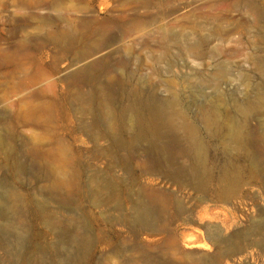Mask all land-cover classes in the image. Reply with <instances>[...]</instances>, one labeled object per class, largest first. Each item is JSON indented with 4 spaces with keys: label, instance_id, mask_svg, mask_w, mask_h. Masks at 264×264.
I'll list each match as a JSON object with an SVG mask.
<instances>
[{
    "label": "rangeland",
    "instance_id": "1",
    "mask_svg": "<svg viewBox=\"0 0 264 264\" xmlns=\"http://www.w3.org/2000/svg\"><path fill=\"white\" fill-rule=\"evenodd\" d=\"M235 1L0 0V264H145L142 254L159 244L134 217L147 189L169 196L167 214L174 200L192 213L191 220L171 225L179 242L181 232L203 225L247 228L264 212L260 180L221 201L215 184L205 195L157 174V162L164 154L173 159L176 147L150 142L143 119L124 113L125 98L103 77L119 44L105 48L99 36L127 34L130 42L149 34L157 44L155 25L136 28L133 21L151 13L166 15L163 23L177 21V36L207 34L219 25L229 32L214 44L219 54L208 65L192 62L175 45L173 60L160 66L186 78L195 99L235 86L212 77L219 66L250 71L259 81L246 62L251 50L243 22L249 15L231 6ZM137 67L122 73L146 79L150 70ZM41 106L47 109L36 113ZM253 131L252 158L264 162L255 137L264 128ZM61 178L68 184L53 192Z\"/></svg>",
    "mask_w": 264,
    "mask_h": 264
},
{
    "label": "bare ground",
    "instance_id": "2",
    "mask_svg": "<svg viewBox=\"0 0 264 264\" xmlns=\"http://www.w3.org/2000/svg\"><path fill=\"white\" fill-rule=\"evenodd\" d=\"M144 5L150 6L147 2ZM231 6L249 15L243 22L251 50L246 62L251 65L252 72L259 74L260 80L255 81L250 71L235 68L231 72L219 66L211 73L212 77L226 79V85L227 81L236 82L235 86L229 92L218 86L199 99L191 95L192 87L186 78L163 71L160 66L173 60L175 45L196 64L204 66L209 60L214 62L219 54L214 44L230 35L221 25L207 34L177 36L173 32L177 21L163 23L166 15L147 13L133 19L134 26L155 25L154 31L159 35L157 44L151 43L149 34L146 40L130 42L125 41L127 34L99 36L105 48L119 44L113 51L117 56L108 64L103 77L106 86H117L116 90L125 98L124 113H134L143 119L144 135L150 142L162 145L166 141L176 147L173 159L164 154L163 162H157L156 173L205 195L210 185L215 184L217 198L221 201L236 195L243 183L253 184L260 180L264 184V162H255L251 150L253 129L264 128V0H236ZM135 63L139 70H150L146 79L132 70L123 75V70ZM187 87L190 94L186 92ZM160 89L168 95L160 96ZM192 107L195 114L190 113ZM46 109L41 106L36 113L42 114ZM253 121L256 122L254 128ZM255 137L260 146L258 150L264 154V133ZM209 141L211 144L207 143ZM215 150H219L221 161L210 153ZM67 184L68 180L61 178L54 182L51 190L60 191ZM101 193L102 189H95L97 196ZM144 197L145 203L134 212V217L144 230L154 233L159 242L142 254L145 264H264V212H260L247 228L227 231L203 225L195 231L181 232L179 242L171 225L191 220L192 213L183 202L174 200L173 212L167 214L166 206L172 200L159 190L147 189ZM72 240L70 236L69 241Z\"/></svg>",
    "mask_w": 264,
    "mask_h": 264
}]
</instances>
